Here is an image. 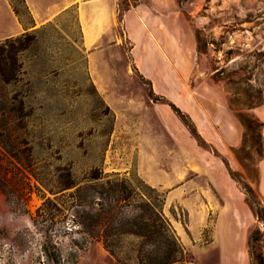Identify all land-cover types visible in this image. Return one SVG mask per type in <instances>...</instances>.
Listing matches in <instances>:
<instances>
[{"label":"rangeland","instance_id":"obj_1","mask_svg":"<svg viewBox=\"0 0 264 264\" xmlns=\"http://www.w3.org/2000/svg\"><path fill=\"white\" fill-rule=\"evenodd\" d=\"M114 2L115 23L91 47L75 4L25 31L16 80L0 82V264H121L77 225L71 189L59 191L93 168L164 192L163 214L193 264H251L249 235L264 231V0ZM231 118L242 127L232 149ZM43 195L52 202L42 206ZM258 243L264 257V236Z\"/></svg>","mask_w":264,"mask_h":264},{"label":"trees","instance_id":"obj_2","mask_svg":"<svg viewBox=\"0 0 264 264\" xmlns=\"http://www.w3.org/2000/svg\"><path fill=\"white\" fill-rule=\"evenodd\" d=\"M21 2L30 17L25 1L21 0ZM11 3L15 14L21 20L18 10L13 2ZM70 8L62 12L65 13ZM25 36L26 33L23 32L13 38L0 41V82L3 84L16 80V55L25 48V43L21 39ZM13 41H17L18 44L14 45ZM150 94L154 96L152 91ZM169 105L195 133L196 129L186 115L173 103ZM236 116L246 130L253 131L251 123L242 113L238 112ZM258 122L262 125V121L258 120ZM257 137V140H260L259 155L261 156L263 139L260 132L255 136ZM134 180L137 183L133 184L131 179L119 175L118 172L103 173L102 170L93 168L83 180L76 181L67 177V180L60 184L59 191L71 189L68 193L71 197L69 207L75 213V222L77 225H82L84 230L97 235L96 240L102 243L116 263L124 258L121 264H193L190 259H186V250L163 214L164 192L141 178ZM243 187L251 193L252 188L248 184L245 183ZM49 191L55 193L52 189ZM133 196L137 198L131 199ZM52 200L43 195L42 206ZM256 215L264 223V214L260 209L256 210ZM126 235L131 236L135 241H126L124 238ZM261 236H264V231L259 227L249 235L248 253L251 264H264L262 247L258 243ZM74 243L80 248L78 241Z\"/></svg>","mask_w":264,"mask_h":264},{"label":"crops","instance_id":"obj_3","mask_svg":"<svg viewBox=\"0 0 264 264\" xmlns=\"http://www.w3.org/2000/svg\"><path fill=\"white\" fill-rule=\"evenodd\" d=\"M29 10L30 17L28 21H23L15 14L10 0H0V41L16 36L25 31L36 28L52 18L57 12L66 8L71 4H75L78 8V14L81 19L82 13V31L83 43L87 47L93 46L101 38L99 27L103 31V27H108L115 23V2L114 0H24ZM139 7L129 9L125 15L123 22L129 30L130 14H139ZM100 20V24L97 21ZM96 23H95V22ZM84 22V23H83ZM130 34V33H129ZM229 124V122H228ZM230 124H234L235 134L228 137L224 134V141L228 147L236 148L242 143V127L232 118ZM258 170V178L256 180V188L259 192H264V136L262 156L256 162Z\"/></svg>","mask_w":264,"mask_h":264}]
</instances>
